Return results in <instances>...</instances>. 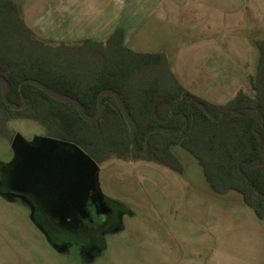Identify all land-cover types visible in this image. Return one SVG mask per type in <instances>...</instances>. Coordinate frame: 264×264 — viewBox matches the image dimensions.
I'll return each instance as SVG.
<instances>
[{"label":"rangeland","instance_id":"1","mask_svg":"<svg viewBox=\"0 0 264 264\" xmlns=\"http://www.w3.org/2000/svg\"><path fill=\"white\" fill-rule=\"evenodd\" d=\"M13 1L36 39L52 45L83 41L56 37L58 0ZM174 5L141 21L128 47L164 53L186 90L204 101L224 105L239 90L252 95L248 78L258 61L255 41L264 40V0ZM16 134L26 141L46 136L28 120L0 126V163L11 161ZM173 152L182 175L143 161L111 159L99 166L101 194L125 212L120 227L110 226L102 243L90 241L88 252L54 248L30 219V208L0 196V264H262L264 234L241 209L246 207L240 197L211 193L195 159L179 147ZM57 238L72 241L69 235ZM88 239L76 240L88 244Z\"/></svg>","mask_w":264,"mask_h":264},{"label":"trees","instance_id":"2","mask_svg":"<svg viewBox=\"0 0 264 264\" xmlns=\"http://www.w3.org/2000/svg\"><path fill=\"white\" fill-rule=\"evenodd\" d=\"M255 45L256 71L248 78L253 94L239 90L217 105L188 92L164 53L128 48L123 29L105 41L52 45L34 37L13 0H0V76L8 83L9 103L21 104L19 85L31 79L77 100L93 116L99 93L110 89L120 97L135 132L131 140L111 97L102 99L101 119L89 124L74 108L29 84L21 89L26 100L21 111L3 103L0 88V126L15 119L32 121L46 137L76 145L98 166L111 159L143 161L182 175L184 167L173 152L179 147L195 159L211 193L238 195L264 231V40ZM189 101L202 104L215 121ZM154 128L166 132L146 141ZM54 240L49 238L59 247Z\"/></svg>","mask_w":264,"mask_h":264},{"label":"water","instance_id":"3","mask_svg":"<svg viewBox=\"0 0 264 264\" xmlns=\"http://www.w3.org/2000/svg\"><path fill=\"white\" fill-rule=\"evenodd\" d=\"M26 84L38 88L51 99L74 108L89 124L101 119L102 99L106 96L113 98L128 126L131 140L134 139V122L120 97L112 90L105 89L99 93L96 113L89 116L84 113L77 100L62 96L31 79L24 80L19 85L21 104L19 106L11 104L6 98L9 90L8 83L0 76L1 98L11 111H21L26 107V100L21 93L23 85ZM189 103L201 108L211 120L215 121L202 104L196 101H189ZM158 132L165 133L166 131L154 128L147 134L146 141L153 133ZM11 150L13 153L11 161L0 163V196L8 201H11L10 194L20 195V197L32 196L40 210L52 215L44 220L49 227L63 230L72 225L75 226L78 220L74 215L76 212L81 214L83 212L84 201L82 199L87 193L86 190L95 194L99 200L104 198L98 187L99 166L76 145L49 137H34L32 141H26L21 135L16 134L11 142ZM72 195L75 199H68V196ZM30 219L44 233L41 225L35 222L32 213ZM52 246L57 249L54 245Z\"/></svg>","mask_w":264,"mask_h":264},{"label":"crops","instance_id":"4","mask_svg":"<svg viewBox=\"0 0 264 264\" xmlns=\"http://www.w3.org/2000/svg\"><path fill=\"white\" fill-rule=\"evenodd\" d=\"M174 4L175 0H58L55 35L64 42L104 41L120 28L124 31V42L128 47L132 44L133 32L141 21L150 19L154 11L175 8ZM130 49L149 53L135 47ZM241 209L259 223L264 234L263 226L253 211L247 207ZM249 234L253 242V235Z\"/></svg>","mask_w":264,"mask_h":264},{"label":"flooded vegetation","instance_id":"5","mask_svg":"<svg viewBox=\"0 0 264 264\" xmlns=\"http://www.w3.org/2000/svg\"><path fill=\"white\" fill-rule=\"evenodd\" d=\"M46 137V136H44ZM86 195L83 196L84 206L82 215L79 212L75 213V217L78 220V223L74 226L72 225L68 229L60 230L58 228H52L47 225L44 221L52 217L47 212L40 210V208L35 204V199L30 195H13L10 194V199L18 200L24 204V206L32 210V216L36 223L40 224L43 228L44 235L47 240L55 239L54 241L58 244V250L77 252L84 251V248L87 249V252L93 246L90 244V241L98 240L102 243L104 235L108 232L110 226L120 227L121 224V215L122 209L121 205L115 201L104 197L102 200L93 194L91 191L86 190ZM2 197V196H1ZM75 196H68V199L74 200ZM4 198V197H3ZM69 235L72 238L71 240L58 239L57 237ZM81 235H87L89 239L87 240L88 244H81L77 242V238Z\"/></svg>","mask_w":264,"mask_h":264}]
</instances>
